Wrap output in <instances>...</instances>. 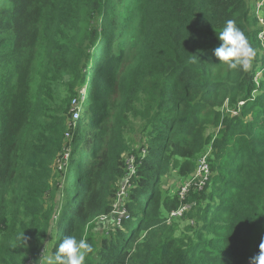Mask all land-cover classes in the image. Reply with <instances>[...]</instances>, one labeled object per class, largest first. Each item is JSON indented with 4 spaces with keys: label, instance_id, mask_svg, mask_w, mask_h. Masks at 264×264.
I'll list each match as a JSON object with an SVG mask.
<instances>
[{
    "label": "trees",
    "instance_id": "16d2710c",
    "mask_svg": "<svg viewBox=\"0 0 264 264\" xmlns=\"http://www.w3.org/2000/svg\"><path fill=\"white\" fill-rule=\"evenodd\" d=\"M259 1L0 0V264H41L68 236L92 246L85 264H250L264 241ZM229 20L256 50L248 73L215 57ZM206 154V185L163 197ZM182 203L184 232L167 224Z\"/></svg>",
    "mask_w": 264,
    "mask_h": 264
},
{
    "label": "clouds",
    "instance_id": "9594fccd",
    "mask_svg": "<svg viewBox=\"0 0 264 264\" xmlns=\"http://www.w3.org/2000/svg\"><path fill=\"white\" fill-rule=\"evenodd\" d=\"M221 46L215 49V57L222 66L232 72L252 70L256 50L251 46L246 35L237 27L235 20H229L218 35ZM260 39V38H259ZM261 41V40H260ZM189 63H196V56L190 55ZM18 239L22 246H27V238L22 233ZM86 239L77 240L75 236L64 238L57 252L45 260V251L41 264H85L86 258L93 252ZM250 264H264V241L259 244V254L251 258Z\"/></svg>",
    "mask_w": 264,
    "mask_h": 264
},
{
    "label": "built area",
    "instance_id": "2783aa9c",
    "mask_svg": "<svg viewBox=\"0 0 264 264\" xmlns=\"http://www.w3.org/2000/svg\"><path fill=\"white\" fill-rule=\"evenodd\" d=\"M263 9H264V0H261L256 4V15L258 17L259 22L263 26V30L259 34V38H260L262 45L264 47V19H263V16H261V12L263 11ZM242 104L243 103H240V105H242ZM78 119H79V112H78V110H75V112L73 114V121L76 122ZM66 136H67V138H70L69 134H67ZM209 176H210V167L208 164V154H206L200 160L196 176L191 182H194L197 187L202 189V187L206 185V182L208 181ZM197 179H200V180H197ZM185 196H186V190H184L183 193L181 194V198L185 199ZM120 197H121V195H120ZM114 208L117 211L116 213L119 216V218H116L118 224H120L123 219L128 218L126 211L121 209L119 203L116 204L114 206ZM183 210L186 211L187 207L184 206ZM175 212L171 213L172 215H169V217L167 218V224H171L175 219L182 216L181 212H179V211H177L176 213Z\"/></svg>",
    "mask_w": 264,
    "mask_h": 264
},
{
    "label": "rangeland",
    "instance_id": "374dc122",
    "mask_svg": "<svg viewBox=\"0 0 264 264\" xmlns=\"http://www.w3.org/2000/svg\"><path fill=\"white\" fill-rule=\"evenodd\" d=\"M39 68H40V65H39ZM82 90L84 91V89H82ZM83 91H81V92H83ZM73 105H75V104L73 103ZM78 112L80 113V108L78 109ZM238 112H239V110H238ZM236 113H237V111H236ZM211 149H213L212 144L210 145V150ZM177 172H178L177 170H174L173 171L174 174L172 176H170V178L167 180L166 189L168 191H167L166 195L164 194V196H163V197H166V199H171V198L175 197L176 195L181 196V194L183 193L184 190H186V195H188V194L190 195L193 191V188H196L195 187L196 184L194 182H191V179L188 180L189 177H183L181 175L179 176ZM192 205L193 204H189L190 207H188L187 211H184L183 208L185 205L182 203L177 210L174 209L169 213V215H172L171 213L174 211H176V212L179 211L182 213L181 217L174 220V222L178 221L179 223H182V222L184 223V227H182L180 229L181 232L186 231V229H187L186 225H193V226L195 225V220L188 218V216H187L188 214L186 215V212H188V210L190 212ZM166 215H168L167 212H166Z\"/></svg>",
    "mask_w": 264,
    "mask_h": 264
}]
</instances>
